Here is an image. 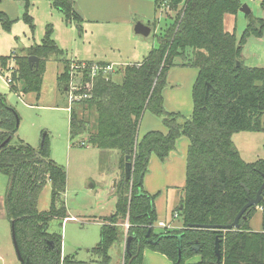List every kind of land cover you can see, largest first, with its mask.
<instances>
[{
  "label": "trees",
  "instance_id": "1",
  "mask_svg": "<svg viewBox=\"0 0 264 264\" xmlns=\"http://www.w3.org/2000/svg\"><path fill=\"white\" fill-rule=\"evenodd\" d=\"M68 22H81L73 0H51ZM168 18L170 26L158 37L143 62L127 64L115 73L103 74L93 81L90 98L75 101L70 113L71 139L85 136L86 142L101 149L121 152V178L116 183V210L101 227V240L94 248L104 263L111 260L110 248L123 234L121 225L129 222L127 247L123 264H142L144 250L167 255L175 264H185L195 255L197 264H264V189L259 206L263 208V227L254 231L249 220L256 207H249L239 219V228L207 229L201 225L228 226L250 198L257 196L264 183V158L245 161L233 136L242 131L264 132V67L246 65L242 58L244 45L251 37H262L264 20L256 22L248 14V24L238 40L235 29L225 27L226 15H237L242 0H153ZM264 6V0H262ZM30 0L25 1L23 19L34 29L29 15ZM0 21L10 30L13 20L0 11ZM52 26L41 44L31 46L24 54L0 56V72L13 57L16 64L11 88L23 82L22 93L41 91L46 62L62 51L52 39ZM37 56L38 63L29 57ZM181 59V66L199 70L193 87L194 109L190 117L169 112L164 105L163 89L168 72ZM59 80L69 90L71 60L63 59ZM239 63V64H238ZM87 64H94L87 62ZM106 65L105 62H100ZM88 69L84 70L88 78ZM84 78V77H83ZM84 78V79H85ZM150 111L161 118L168 132H147L139 140L143 115ZM20 115L0 94V172L8 177L5 206L14 226L19 250L26 264H75L62 259V235L51 233L49 223L67 217L63 193L67 170L52 159L47 136L36 149L23 140L14 141ZM181 137L190 140L187 152V176L184 194L177 209L183 226L178 230L155 232L158 221L157 194L144 188V176L151 156L166 160ZM133 163L132 175L126 178V157ZM51 184V205L38 208L40 195ZM183 233L181 259L177 234ZM219 240L220 262L215 253Z\"/></svg>",
  "mask_w": 264,
  "mask_h": 264
},
{
  "label": "rangeland",
  "instance_id": "2",
  "mask_svg": "<svg viewBox=\"0 0 264 264\" xmlns=\"http://www.w3.org/2000/svg\"><path fill=\"white\" fill-rule=\"evenodd\" d=\"M21 1L0 0V9L7 12L13 20L10 30L5 29L0 21V56L24 54L31 46L41 44L49 25L53 28L52 39L62 53H53L48 58L39 92L32 91L23 94V82L21 81H15L18 92L12 90L7 78H11L16 70L14 56L8 60L3 72H0V94L6 97L7 103L14 107L20 115V125L14 141L24 140L25 143L38 149L43 143V138L47 136L52 159L67 170L68 185L66 193H63L67 208L78 217L90 218L92 215H103L109 211V204L106 203L109 197L106 199L104 193L106 187H109L107 180L117 167V155L115 154L117 151L110 149V151L98 153L99 151H95L98 148L90 144L89 147L85 146V143L86 145L88 143L83 141L82 136L75 140L71 139V112L68 109L70 94L65 90L64 83L59 80L58 76L63 71V59L72 62L75 60L79 63L77 61H91L95 60V57L106 59L105 56H124L127 53H133L135 45L128 41L126 23H97L87 20L68 22L60 10L53 8L51 0H30L29 15L32 16L34 23V29H32L23 19L22 3L24 4V1ZM242 3H249L252 9L251 15L256 22L258 19L264 20L262 0L250 2L242 0ZM170 20L163 16V20H159L152 32L142 39V42L151 45L149 50L158 45V37L170 26L172 19ZM227 20L230 27L234 26L239 40L248 24L247 15L239 12L237 19L228 15ZM137 22L143 23L141 20ZM255 43L257 42L251 37L243 49L250 57H253V52L257 50ZM146 46L148 45H139L137 47L139 53L145 51ZM146 53L139 54L135 59H142ZM242 53L244 54L243 51ZM115 67L117 72L124 66L120 64ZM76 75L82 77L81 73ZM121 75V72L116 73L114 78L120 81ZM167 87L172 88L170 84ZM262 121L264 122V115ZM233 139L248 161L264 156V132L242 131L236 133ZM248 150L250 152H247ZM8 182V177L0 172V264H22L16 253L11 222L6 214L5 196ZM183 187L180 186L177 192L181 194ZM50 205L51 184L49 183L40 195L38 207L40 210H48ZM253 217L256 222H262L260 212ZM181 222L182 218L179 217L177 224ZM61 223L62 220L54 219L50 223V231L63 235V249L66 255H74V258L86 261V264H123L124 252L119 253L118 243L110 248L111 260L108 263H104L95 253L94 248L100 240L101 230L98 222L82 223L81 219H78V221L66 223L64 228ZM121 227L123 228V225ZM92 260L94 261L88 263Z\"/></svg>",
  "mask_w": 264,
  "mask_h": 264
},
{
  "label": "crops",
  "instance_id": "3",
  "mask_svg": "<svg viewBox=\"0 0 264 264\" xmlns=\"http://www.w3.org/2000/svg\"><path fill=\"white\" fill-rule=\"evenodd\" d=\"M23 1H24V4L22 3V8L25 10L24 7H25L26 0H23ZM250 1H255V0H249V2ZM73 3H74V9L81 16L82 21L87 20L90 22L112 23V24H115V23L119 24V22L126 23L127 25L126 28L128 29V35H127L128 41L134 43L135 45L134 52L129 53V54L127 53L124 56H120V55H116L114 57L105 56L106 59H97L98 57H95L96 58L95 60L77 61V62H92V63H98V64L100 62L101 63L105 62L107 64H112L114 66L116 65L119 66L120 64H123V66H126L127 64H139L143 62L145 57L151 51V49L149 50L151 45L145 42H142L143 41L142 39H144L145 36L141 34H137L135 32L134 29H135L136 21L137 20L143 21L145 25L150 26L151 32H152L153 27L156 26V23L159 20H163V16H164L162 10L161 9L158 10L156 8V4L153 0H73ZM247 4L249 5V3ZM53 8L55 7L53 6ZM0 11L2 10L0 9ZM3 12L5 11L3 10ZM239 12L245 14L242 11H239ZM5 13L7 14V12ZM251 13H252V9H251ZM245 15H248V14H245ZM229 16L234 17V19H237V15H229ZM227 17L228 15H226L225 21H224L226 29L231 31L233 27V30H234V26L230 27V23L228 22ZM253 38L257 42L255 43L256 49H257L255 51L256 53L253 52L254 56L250 57L246 53V51L243 50L244 54L242 53V58L245 61L246 65L248 66L264 67V44H262L264 41V37L262 36L259 38H256V37H253ZM139 45H148V46H146L147 48L145 49V51H141L139 53V50L137 48L139 47ZM245 46L246 45H244V47ZM244 47L243 49H245ZM145 52L147 53L146 55L142 57V59H139V60L135 59V58H138L139 54H145ZM179 63H181V59L176 58V65L173 66L168 72L167 85L170 84L172 88L169 89V87H167L166 85L162 91L163 97H164V105H165V108L169 112L181 113L185 117H190L194 109L193 87L198 77L199 70L198 68L192 67V66L178 65ZM115 74L116 73H114V76ZM153 130H158L164 133L168 132V128L164 125L161 118L154 116L150 111H146L143 115V118L141 120L140 127H139V133H138L139 140L147 132L153 131ZM82 137H83V141H86L84 140L85 136H82ZM249 141L253 142L255 140H249ZM189 144H190V140L188 137H181L177 141L176 149L172 151L170 156L164 161L160 160V158L156 154H153L151 156L149 170L144 176L145 190L150 194H157L156 199H155V205H156V210L158 214V221L156 222V224L158 222H165L169 226V229L167 230H174V229L178 230L182 228L183 226V222H181L180 224H177V219H179L180 217L177 209L180 207L182 196L184 194V189L182 190L181 194L177 192V189L180 188V186L181 187L184 186L183 188H185V185H186L187 152H188ZM88 145L89 144L86 145L85 143V146L89 147ZM235 145H236V142H235ZM94 148H97V147H94ZM112 150L117 151V153L115 152V154L117 155V158H116L117 167H115L113 174L108 178L107 182H108L109 187H106V191L104 193L106 199L109 197L106 200L107 201L106 203L109 204V211H106V213H104L103 215L100 214V216L92 215V217L86 218L82 216L78 217L72 214L71 211L66 206L67 212H68L67 217L56 218V219L62 220L61 225L63 228L65 227L66 223H69L70 221H78V219H81L82 223L83 222H98L99 225L102 227L105 223L108 222L107 221L108 217L114 214L116 210V202H117V197L115 195L116 183L121 178L122 169H121L120 150L118 149H112ZM95 151H99L98 153H102L103 151H110V149L101 150V148H98ZM247 152H250V150H248ZM240 154L245 161H248L246 157L244 156V154L241 153V151H240ZM261 158H264V156L259 157L258 159H261ZM258 159H255L253 161H256ZM249 160L250 161L248 162H253L251 159ZM67 185H68V174H67ZM51 191H52V186H51ZM41 211H44V210H41ZM257 212H260L262 214L261 223L259 221L256 222V220L253 217ZM6 214H7V211H6ZM254 215L249 220V226L254 231H261L263 227V208L258 205L256 207V211ZM52 221H50V223ZM50 223H49V231H50ZM127 223L129 224L128 221H126L123 224V228H122L123 234L122 236H120L119 240L116 242L118 243V251L120 254L121 252L125 253V250L127 247V242H128L127 240L128 228L126 226ZM165 230L166 229H163L161 227L155 228L156 233H160ZM51 233H54V232H51ZM100 233H101V230H100ZM100 240H101V234H100ZM63 247H64V239L62 235V259L64 257H69L70 259L76 261L75 264H86L87 263L86 261L74 258L75 257L74 255H70V254L66 255L64 253ZM87 250L89 251V249ZM93 261L94 260L88 263H91ZM200 261H201V256L196 255L195 257L188 259L185 264H197ZM142 264H175V263L167 255L163 253H160V252H157L151 249H145Z\"/></svg>",
  "mask_w": 264,
  "mask_h": 264
},
{
  "label": "water",
  "instance_id": "4",
  "mask_svg": "<svg viewBox=\"0 0 264 264\" xmlns=\"http://www.w3.org/2000/svg\"><path fill=\"white\" fill-rule=\"evenodd\" d=\"M240 11L244 12L245 14H250L251 13V9L249 7V5L247 3H244L241 8H240ZM135 32L137 34H141V35H144V36H148L151 32V28L150 26H147L145 25L144 23L142 22H137L136 25H135ZM29 60H30V63L33 65L34 63H38L39 62V58L37 56H30L29 57ZM239 64V63H238ZM80 81V80H79ZM18 125H19V122H18ZM9 141V139H7L1 146L3 147L7 142ZM132 170H133V163L131 162V157L127 156L126 157V165H125V173H126V178L129 179L132 175ZM264 189V183L263 185L261 186V188L259 189L258 191V194L256 197L254 198H250L248 200V202L246 203V205L242 208V210L239 212L238 216L236 217L235 221L226 226H210V225H201L202 228H211V229H215V228H221V229H232V228H239V219L241 218V216L244 214V212L249 208V207H257L260 203V201L262 200L263 198V195H262V191ZM183 233L181 234H177L176 237L178 239V247H179V254H180V258L181 259V250H182V238H183ZM12 237H13V241H14V245H15V248H16V252H17V255H18V258L19 260L24 263V259L21 255V252L19 250V247H18V243H17V240H16V234H15V231H14V226H12ZM131 238H129V242H130ZM215 253L217 255V263L220 262V258H221V255H220V246H219V240L217 239L216 240V245H215ZM26 264H29V262H27Z\"/></svg>",
  "mask_w": 264,
  "mask_h": 264
},
{
  "label": "built area",
  "instance_id": "5",
  "mask_svg": "<svg viewBox=\"0 0 264 264\" xmlns=\"http://www.w3.org/2000/svg\"><path fill=\"white\" fill-rule=\"evenodd\" d=\"M88 69V78L84 76V70ZM116 70V67L112 64L101 65L98 63L87 64V62H79L75 61L71 64V80L70 87L68 93L70 94V105L68 107L71 112L73 103L83 98L91 97V90L93 88V81L95 78L101 74H103L106 78H109V74L113 73ZM77 73H81L82 77L76 75ZM85 79H84V78ZM8 82H11V78H7ZM80 80V81H79ZM127 228H129V224H126ZM154 227H161L163 229H169V226L165 222H158Z\"/></svg>",
  "mask_w": 264,
  "mask_h": 264
}]
</instances>
